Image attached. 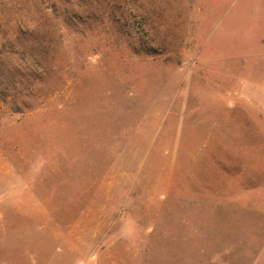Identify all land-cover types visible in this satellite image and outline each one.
Listing matches in <instances>:
<instances>
[{
  "label": "rangeland",
  "instance_id": "obj_1",
  "mask_svg": "<svg viewBox=\"0 0 264 264\" xmlns=\"http://www.w3.org/2000/svg\"><path fill=\"white\" fill-rule=\"evenodd\" d=\"M0 264H264V0H0Z\"/></svg>",
  "mask_w": 264,
  "mask_h": 264
}]
</instances>
